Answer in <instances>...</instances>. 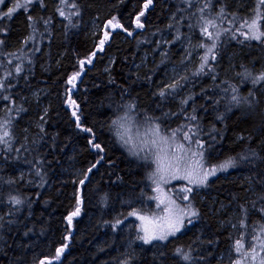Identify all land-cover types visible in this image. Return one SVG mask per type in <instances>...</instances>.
<instances>
[{"label": "trees", "instance_id": "1", "mask_svg": "<svg viewBox=\"0 0 264 264\" xmlns=\"http://www.w3.org/2000/svg\"><path fill=\"white\" fill-rule=\"evenodd\" d=\"M71 2V16L60 0H36L0 21V264H224L233 238L221 204L264 226V2L253 39L238 31L250 19L241 6L210 0L196 32L217 22L225 35L170 84L167 69L182 59L170 16L186 0ZM34 93L45 103L41 131ZM129 112L165 134L189 133L210 168L234 160L192 194L197 217L166 242L130 244L128 203L149 192L152 165L117 137L114 121ZM27 124L39 142L22 140Z\"/></svg>", "mask_w": 264, "mask_h": 264}, {"label": "rangeland", "instance_id": "2", "mask_svg": "<svg viewBox=\"0 0 264 264\" xmlns=\"http://www.w3.org/2000/svg\"><path fill=\"white\" fill-rule=\"evenodd\" d=\"M35 1L3 0V3H0V21L12 18L20 10L28 9ZM186 2L189 6L187 5L188 8L183 14L170 16L169 30L173 39L178 40L182 59L178 64L167 69L165 76L167 84L179 81L188 70L200 63L203 57L207 59L216 42L225 35V29L217 22H206L201 27V31L196 32L199 25L195 21L199 14H208L210 0H186ZM234 2L233 6L237 9L241 6L237 11L245 10L246 15L250 17L244 28L238 29V31L245 38L259 39L261 37L259 14L262 0H258L256 14H252L254 11L252 0H234ZM60 3L61 14L66 17L71 16L74 8L71 0H60ZM9 12L11 15H6ZM229 59L232 64V57L230 56ZM10 60L12 63L14 62L12 58ZM145 61H147V56ZM230 69L231 72L234 71L235 65H231ZM20 72L15 70V73ZM230 76L233 77L232 74ZM39 96L41 95L34 93L31 98L36 106H40L38 108L41 112L33 121L36 129L41 131L45 124V115L43 114L45 113V103ZM5 115V113L1 115L3 120ZM115 124L117 137L121 144L132 155L142 158L152 165L149 192L140 200L128 203L135 207V212H132L135 214L131 215L133 221L127 224L126 228L133 229L131 246L138 241L143 244L166 242L170 238L182 234L197 217V215H191L193 211L197 213L192 194L200 193L201 189L206 187L213 177L228 169L220 170L215 167L214 175H205L214 168L206 165L200 145L193 142L189 133L180 134L176 131L165 134L151 123H142L130 112L120 117ZM0 127L1 132H7L5 131L6 125L0 124ZM37 133L39 132H32L30 125L27 124L19 134L24 141L39 142ZM2 172L3 169H0V173ZM15 172L17 178L24 180L27 184L33 180L31 173L25 169L16 168ZM251 205L252 211L260 210L255 204V200H252ZM217 214L222 216L221 225L231 231L233 238L229 250L219 259L224 264H264V226L243 220L242 214L233 206L221 204ZM176 228L179 230L177 231ZM160 235H165L166 238L152 239L153 236ZM145 236L150 239V243H145L143 239H140ZM189 260L190 258L186 261ZM119 264H129V260L125 258Z\"/></svg>", "mask_w": 264, "mask_h": 264}, {"label": "snow or ice", "instance_id": "3", "mask_svg": "<svg viewBox=\"0 0 264 264\" xmlns=\"http://www.w3.org/2000/svg\"><path fill=\"white\" fill-rule=\"evenodd\" d=\"M149 2H151V0H149ZM262 2H264V0H262ZM0 3H3V0H0ZM6 15H11V12L6 13ZM254 38H257V37H254ZM259 79H260V80H264V75H261V76L259 77ZM161 95H163V93H161ZM193 119H195V117H193ZM114 123H115V121H114ZM158 131H159V129L157 128V132H158ZM5 135H7V133H5ZM126 142H127V141H126ZM96 147L99 148V145H96ZM232 166H234V160H233V159H229V160L226 161L225 163L219 165V168H220V170H226L227 168L232 167ZM215 172H216V169L214 168V169L211 170L210 173H206L205 175H208V174H213V175H214ZM202 183H203V181H202ZM189 191H191V189H189ZM15 203H16V204H19L20 201H19V200H15ZM78 212H79V209H77L76 212L73 213V215L78 214ZM133 214H135V213H133ZM191 215H192V216H195V215H197V213H196L195 211H193V212L191 213ZM176 230L178 231L179 228H176ZM169 234H171V233H169ZM165 238H166L165 235H160V236H158V237H157V236H153V237H152V239H165ZM140 239H143L145 243H150V239H149L148 237H146V236H145V237H140ZM238 243H239V242H238ZM183 258H184L185 260H188V259H189V257H188L187 255H184Z\"/></svg>", "mask_w": 264, "mask_h": 264}]
</instances>
